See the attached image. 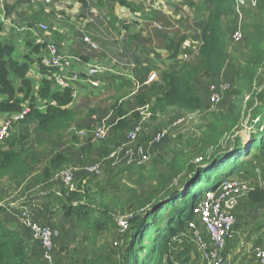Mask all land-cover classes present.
Wrapping results in <instances>:
<instances>
[{"label":"rangeland","instance_id":"rangeland-1","mask_svg":"<svg viewBox=\"0 0 264 264\" xmlns=\"http://www.w3.org/2000/svg\"><path fill=\"white\" fill-rule=\"evenodd\" d=\"M194 2L204 6L203 12L201 11L200 14V20L203 21L205 10L209 6L205 5L204 0H194ZM92 6L95 7L97 16L100 18L99 28L93 32L102 43L99 46L100 50L101 48L105 49L111 57L121 59L117 50L122 45L119 40L114 39L119 38V32L113 33L110 26L104 22L103 16H108L106 10L97 8L93 2L89 4V7ZM252 24L264 25V1L262 3L260 0L256 2L250 0L248 6L240 5L236 8L233 17L223 22V28L228 34L229 61L220 80L199 79L197 81V88L205 101V108L200 111L188 112L171 109L155 116L150 113V102L163 91L159 81L161 71L176 66L173 63L166 68L164 66L155 68L157 78L146 87L145 91L140 90V88L138 90L133 83L127 84L126 88V83L122 82L117 83V85L120 84L118 88L116 86L117 89H112L110 82H105L104 89L101 86L102 88H98V92L90 93V95L78 99L70 110L72 114L70 126L67 129L54 132L52 135L46 136L35 131L36 124L28 119L29 114L18 124L12 126L2 147H4L3 150L8 151L10 147L8 141H11L15 152L21 154V162L24 165L19 167V177L6 174L0 180V200L2 201L0 204L4 207V211L0 213V222L5 225L11 224L14 230H19L23 236H26L29 256L40 261L36 244L23 231L21 223L14 215L20 207L32 209L36 219L43 223L47 222L56 231L54 264H124L122 253L126 241L125 232L129 229L127 221L131 214L139 217L141 210L145 212L148 208L152 197L154 199L164 193L159 190L158 180L155 175L151 174L149 163L158 157L169 158L171 151L187 153V145L185 143L178 145L179 140L181 138H184L183 141L193 139L195 138L194 135L199 137L196 130L206 123L208 114L225 113L228 106L235 103L241 108L243 114L240 123L246 125L249 112L258 105L259 93L264 91V33L261 44L255 49L251 50L244 46L242 42L244 34ZM182 27L185 32L188 30V26L183 25ZM192 30H200L199 35L201 36L202 24L199 23ZM234 31L239 32L242 36L239 43L232 40ZM110 38L116 40L114 44ZM137 42L139 43V41ZM105 46L108 48L111 46V49ZM112 50L115 54L110 53ZM185 54L187 59L182 61L190 60L189 51ZM246 67L253 71L250 89H248V84L241 86L237 80V73ZM215 83H226L228 89L218 104L211 105L208 91L209 87ZM236 92H240V95H236ZM19 108L21 111L22 108ZM118 119L127 122L129 127L120 134L114 144H111L113 127ZM102 124L108 128L107 137L102 141H94L89 132L96 125ZM138 125L142 127V134L136 144L129 145L127 134ZM162 129H166L168 134L159 144L150 147V157L146 163L135 165L127 161V154L135 145L149 146L152 138ZM82 131H85L86 134L80 140V132ZM239 134L243 138V143L247 145L249 131L244 127L239 131ZM220 147L222 148L221 154L231 150L227 148V139L222 141ZM59 154L65 155L68 161L61 168L52 169L49 163ZM249 159L251 163L247 167L246 175L248 178H243L242 174L238 175L240 178L238 176L233 178L242 180L251 189H264V154ZM94 164L100 165V173L92 176L87 175L84 169ZM66 169H71L74 172V180L67 186L60 179L61 172ZM233 178L228 177L227 179ZM187 179H191V175L183 172L171 184L176 188ZM210 188L211 186H208V189ZM85 189L94 198L93 207L104 205L109 209L112 224L114 223L115 226L105 230L100 221L99 229L96 232H91L90 223L100 220L97 214H85L82 219L77 220L74 216L66 217L60 213L53 214L49 212L51 209H45L44 212V206L36 209L33 205L38 202V197L43 200V205H47L49 201L53 200L48 197L50 193L53 194L52 197H58L63 192L69 194ZM155 189L157 190L153 196L152 191ZM204 189L202 188V190ZM204 194L202 193L201 198ZM42 197L45 198L42 199ZM29 200L32 201V205H29ZM13 203L16 204L15 207L11 206ZM244 204H241L238 213L248 209L243 216L245 220L241 223V225L248 223L246 227L241 228V234L247 232L245 240L248 244L254 233L248 226L256 221L254 218L257 215L260 217L259 224L264 223V218L261 217L260 213L256 214V210L250 205ZM122 221L126 223V227L120 229L118 224ZM155 235L156 232L150 231L143 244L149 246ZM168 248V254L160 259L161 264H205L195 249L189 233H177L169 241ZM248 255L243 257L242 261H238L237 264H241V262H243L242 264H258L251 253ZM144 256L143 253L140 257L144 259ZM235 257L233 254L230 256L231 259ZM140 263L141 259L137 261V264ZM40 264H42L41 261Z\"/></svg>","mask_w":264,"mask_h":264},{"label":"trees","instance_id":"trees-1","mask_svg":"<svg viewBox=\"0 0 264 264\" xmlns=\"http://www.w3.org/2000/svg\"><path fill=\"white\" fill-rule=\"evenodd\" d=\"M106 1L126 7L132 13L138 10L129 0ZM260 1L263 3L264 0ZM204 3L209 6V9L197 51L192 52L191 49H184L187 40L184 36L179 37L176 41L169 40L167 52L169 59L176 66L161 71L159 81L163 91L150 102V113L154 116L171 109L197 112L205 108V101L197 88V81L199 79L220 80L218 78L229 61L228 34L223 28V22L233 16L234 0H204ZM263 33L264 25L252 24L244 34L242 40L244 46L251 50L258 47L262 42ZM187 51L190 53V60H177ZM12 52L11 48L0 46V94L9 97V103L0 105V112L3 114L20 111L17 105L19 102L14 98L10 76L16 75L23 78L27 73L25 65L18 64L9 57ZM6 56H8L7 59H4ZM44 75H46V79L43 81V90L47 95L48 89L51 90L50 74H46L44 71ZM252 77L253 71L248 67L240 69V72L237 73L240 85L248 84V89L251 87ZM52 93L54 104L47 105L44 113L31 106L29 115L27 114L28 119L36 124L34 130L46 136L67 129L72 122V114L67 108L72 102L71 91L67 89L63 92L52 91ZM236 95H240V92H236ZM208 115L206 123L196 130L199 137L194 135L193 139L183 141L184 138H181L179 140L178 145L181 143L187 145V153L171 151L169 158L158 157L149 163L151 174L156 176L158 188L164 193L154 199L152 197L145 212L141 210L139 217L131 214L127 221L129 229L125 232L126 241L122 253L124 264H137L140 259V264H161L162 256L168 254L169 241L177 233H188V224L195 221L192 208L199 203L202 193L216 189L228 177L233 178L242 174L243 178H248L247 167L251 163L249 158L264 154V91L259 93L258 105L249 112L246 125L240 123L243 114L241 108L235 103L230 104L225 113L218 112ZM128 127L127 122L118 119L113 127L111 144H114ZM244 127L249 131L247 145L243 143V138L239 134V131ZM226 139L227 148L231 150L221 154L222 146L220 147V145ZM8 143H10L8 151L0 150V180L6 174L19 177V167L23 164L21 154L15 152L11 141ZM191 148L192 150H189ZM67 161L68 158L65 155L59 154L49 163V166L52 169H59ZM202 165L205 166L201 167ZM183 172L191 175V179L184 181L180 189L174 188L171 184L172 181ZM238 177L240 178V176ZM208 186L211 188L208 189ZM202 188L207 190H202ZM156 190L152 191L153 196ZM52 196L53 194L50 193L48 197L53 200L44 205V212L45 209H51L49 212L53 214L60 213L66 217L74 216L77 220L82 219L85 214H97L100 220L90 223L91 232H96L99 229L100 221L105 230L115 226L114 223L112 224L109 209L104 205L93 207L94 198L86 189L69 194L63 192L58 197ZM263 202V189L255 188L248 193L247 205L254 209H260ZM244 203H240V207ZM2 211H4V207L0 204V213ZM43 224L49 225L47 222ZM49 226L51 227V225ZM23 231L29 236L26 230ZM150 231L156 232V235L150 241V245L145 246L143 242ZM36 246L40 254L39 246L37 244ZM27 250L26 236H23L19 230H14L11 224L5 225L0 222V264H40V261L43 264L41 256L40 261H37L28 255ZM143 253L144 259L140 257Z\"/></svg>","mask_w":264,"mask_h":264},{"label":"crops","instance_id":"crops-1","mask_svg":"<svg viewBox=\"0 0 264 264\" xmlns=\"http://www.w3.org/2000/svg\"><path fill=\"white\" fill-rule=\"evenodd\" d=\"M92 2L97 8H103L108 12V16H103V20L110 26L113 33L119 32V38L114 39L119 40L122 45L117 50L121 56V59H118L125 63H133L134 70L121 69L120 65H117L119 64L118 59L111 57L105 49L101 48L100 50L99 46L102 43L93 33L95 29L99 28L100 18L97 16L95 7H89ZM129 2L138 8L135 13L130 12L126 7L112 4L106 0H50L49 3H46L45 0H0V46L11 48L13 52L9 57L18 64L27 67V73L23 78L16 75L10 76L14 98L19 102L17 105L21 108L29 107V109L33 106L44 113L47 105L54 104L52 91L48 89V93L45 95L43 90V81L46 79L44 71L47 74L48 70L43 67L42 63L46 58V44L51 42L60 52L79 56L84 63L92 64L96 60L103 61L108 69L112 70V73H107L101 79L103 89L106 86L105 82H110L112 89L119 87L118 82L126 83L127 88L129 83L134 85V81L131 82L128 78L131 73L134 74L136 80L142 82L151 70L162 68L161 66L165 68L171 66L173 61L169 59L167 52L169 40L176 41L179 37L184 36L187 39L184 49H191L192 52L197 51L199 40H201L200 30L193 31L192 29L199 23L202 24L203 29L209 7L205 10L204 20L201 21L200 14L203 12L204 6H200L194 0H129ZM42 24L48 27L47 35L38 30V26ZM183 25L188 26L186 32ZM156 26L161 29L158 30ZM89 27L90 30H88ZM84 36L96 43L99 51L90 50L82 41ZM114 39L110 38L112 44L116 41ZM105 47L108 48V46ZM108 49H111V46ZM110 53L115 54L113 50ZM76 68L83 69L82 66H76ZM114 73L117 75L115 76ZM221 78L222 76L218 79ZM135 87L145 91L147 86ZM99 89L91 90L87 86L80 85L76 94L72 95V102L67 108L71 110L78 99L86 97L90 93H96ZM6 103H9V97L0 94V105ZM79 138L82 140L84 137ZM3 149L4 147H1V150ZM38 198V202L33 204L36 209L44 206L43 200ZM247 198L241 203H246ZM42 199L44 198L42 197ZM31 202L29 205H32ZM15 205L13 203L11 206L15 207ZM255 210L256 214L260 213L264 218V214L259 208ZM247 211L248 209L239 212L226 246L225 256L230 264H237L238 261H242L243 257L249 253L252 254L254 248L264 245V223L259 224L260 217L258 215L254 218L256 221L248 226L251 231H254L248 244L245 240L247 232L241 234V228L248 225V223L241 225L245 220L244 213ZM17 213L15 212L14 215L17 216ZM231 254L236 257L231 259Z\"/></svg>","mask_w":264,"mask_h":264},{"label":"built area","instance_id":"built-area-1","mask_svg":"<svg viewBox=\"0 0 264 264\" xmlns=\"http://www.w3.org/2000/svg\"><path fill=\"white\" fill-rule=\"evenodd\" d=\"M257 0H255L256 2ZM49 3L50 0H45ZM250 0H234V10L240 5L248 6ZM238 27H240L238 25ZM156 28L161 29L159 26ZM38 30L48 34V27L45 24L39 25ZM232 40L239 43L242 36L239 32L232 35ZM90 50L99 51L96 43L92 42L89 37L84 36L82 39ZM169 55V53H168ZM187 59L183 54L177 60ZM113 63V62H112ZM121 69L134 70L133 63H125L123 60L118 61ZM43 67L48 70L50 88L53 92H63L69 89L72 95H75L80 85L87 86L88 89L94 90L101 88V79L107 73H112L106 64L101 60H96L92 64L84 63L79 56L62 53L54 43L46 44V58L42 63ZM112 65V64H111ZM76 66H82L83 69H77ZM114 75H117L114 73ZM123 76V75H122ZM137 87L148 86L156 80L154 70H151L145 80L140 82L136 80L134 74L128 77ZM228 84L215 83L209 87V103L216 105L221 100L222 95L227 91ZM28 109H23L15 114L0 113V150L4 141L9 136L10 128L18 124L28 114ZM103 123V122H102ZM86 132H80L81 137ZM108 128L102 125H96L89 132L94 141H102L107 137ZM142 134V127L135 126L127 134L128 144H136ZM168 134L166 129L160 130L151 140L149 146L135 145L127 154V161L135 165H141L148 161L150 157V147L159 144ZM87 175H98L101 171L99 164L89 165L84 169ZM60 179L64 185H69L74 180V172L66 169L60 174ZM251 189L237 179L223 181L216 189L208 190L199 203L192 208L194 222L188 224V233L193 245L205 264H230L225 256L226 246L231 237L233 227L238 216L239 205L247 198ZM260 210L264 214V202ZM35 213L27 207H20L17 213V219L24 230L29 233L31 240L39 246L40 256L43 264H54V250L57 233L49 225L40 223L35 218ZM119 227L125 228V222H119ZM253 259L258 264H264V245L254 248L252 252Z\"/></svg>","mask_w":264,"mask_h":264},{"label":"clouds","instance_id":"clouds-1","mask_svg":"<svg viewBox=\"0 0 264 264\" xmlns=\"http://www.w3.org/2000/svg\"><path fill=\"white\" fill-rule=\"evenodd\" d=\"M23 109H28L29 110V107H23L22 109H21V111L23 110ZM21 111H19V112H21ZM19 112H17V113H19ZM1 113V112H0ZM13 114H15V113H13ZM27 116V115H26Z\"/></svg>","mask_w":264,"mask_h":264},{"label":"water","instance_id":"water-1","mask_svg":"<svg viewBox=\"0 0 264 264\" xmlns=\"http://www.w3.org/2000/svg\"><path fill=\"white\" fill-rule=\"evenodd\" d=\"M246 128V127H245ZM203 166H205V165H202L201 167H203ZM182 185V183L180 184V186ZM180 186L179 187H177V189H179L180 188Z\"/></svg>","mask_w":264,"mask_h":264}]
</instances>
